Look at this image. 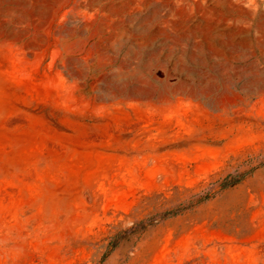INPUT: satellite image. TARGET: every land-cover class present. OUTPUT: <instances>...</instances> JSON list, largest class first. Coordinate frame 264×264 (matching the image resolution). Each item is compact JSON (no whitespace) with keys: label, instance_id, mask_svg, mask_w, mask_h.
<instances>
[{"label":"rangeland","instance_id":"rangeland-1","mask_svg":"<svg viewBox=\"0 0 264 264\" xmlns=\"http://www.w3.org/2000/svg\"><path fill=\"white\" fill-rule=\"evenodd\" d=\"M0 264H264V0H0Z\"/></svg>","mask_w":264,"mask_h":264},{"label":"trees","instance_id":"trees-1","mask_svg":"<svg viewBox=\"0 0 264 264\" xmlns=\"http://www.w3.org/2000/svg\"><path fill=\"white\" fill-rule=\"evenodd\" d=\"M248 163V162H244ZM257 167L251 168L249 171L244 172H230L223 177L214 179L211 182L205 183L200 187L199 191H194V194L191 199V204L197 205L209 201L215 198L221 192L230 189L236 185H238L241 181H243L250 173L255 171ZM183 210L176 211L169 215V217L179 215ZM155 223L154 217H150L148 219H144L140 222L135 223L131 228H128L127 231L130 233H141L146 227ZM124 238V234L122 231L114 234L110 241L107 244L106 253L104 254V258L108 257L120 244L122 239Z\"/></svg>","mask_w":264,"mask_h":264}]
</instances>
